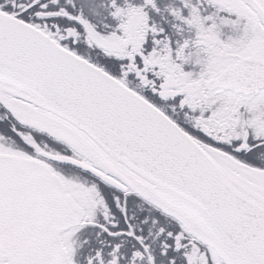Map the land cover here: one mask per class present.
I'll list each match as a JSON object with an SVG mask.
<instances>
[{
  "label": "snow or ice",
  "instance_id": "1",
  "mask_svg": "<svg viewBox=\"0 0 264 264\" xmlns=\"http://www.w3.org/2000/svg\"><path fill=\"white\" fill-rule=\"evenodd\" d=\"M0 264H264V0H0Z\"/></svg>",
  "mask_w": 264,
  "mask_h": 264
}]
</instances>
